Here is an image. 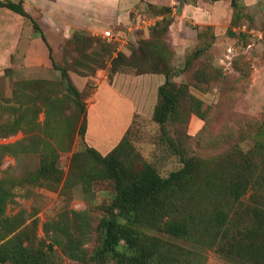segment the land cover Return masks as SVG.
Wrapping results in <instances>:
<instances>
[{"label":"trees","instance_id":"16d2710c","mask_svg":"<svg viewBox=\"0 0 264 264\" xmlns=\"http://www.w3.org/2000/svg\"><path fill=\"white\" fill-rule=\"evenodd\" d=\"M231 5L237 11L240 0H231ZM0 6L31 17L22 0H0ZM150 8L158 7L150 4ZM171 23L168 20L166 27L156 31L155 38L140 39L129 55L120 51L112 59L110 75L112 79L126 67L137 74L165 75L158 88L153 119L161 125L165 142L180 155L182 163L167 176L151 163L137 169L132 158H121L130 128L106 154L86 144L85 150L74 153L65 176L59 165L58 148L71 147L75 133L83 137L88 127L86 107L69 93L81 95L68 71L61 72V81L68 82V92L54 93L42 85L45 79L32 78L15 83L13 102H0V119L7 115L6 121L0 123V133L8 136L20 130L30 135L34 130L45 132L42 146L33 140L40 164L27 172V182L58 189L63 182L65 186L77 181L87 190L90 181L99 177L111 180L114 186L106 214L96 226L98 243L89 253L83 247L85 236L90 235L87 211H72L73 230L62 227L60 221L45 223L44 231L51 241L38 242L37 219L29 221L23 210L7 213L14 191L6 180L0 179V263L54 264V247L60 244L66 255L81 264H205V250L210 248L239 261L264 264V143L257 141L256 146L247 150L236 148L209 159L186 154L170 134L167 125L180 118L186 92L185 83L178 85L173 80L178 72H173L164 52L172 55L173 51L161 40ZM34 24L39 28L35 21ZM83 36H74V42L81 43L79 37ZM38 85L37 97L28 99ZM191 99L200 102L196 97ZM41 111L46 114L44 121L39 120ZM54 121L60 130L57 134L49 130ZM260 133L264 135V126ZM63 136L66 143L61 142ZM93 165L100 167L95 169ZM247 198L253 203L251 214L242 210ZM242 234L250 240L251 249L242 243Z\"/></svg>","mask_w":264,"mask_h":264},{"label":"rangeland","instance_id":"374dc122","mask_svg":"<svg viewBox=\"0 0 264 264\" xmlns=\"http://www.w3.org/2000/svg\"><path fill=\"white\" fill-rule=\"evenodd\" d=\"M203 1L216 3L211 0ZM219 2L228 14L225 16V11L223 17L213 24L214 27L188 22L187 28L183 29L175 24L178 21L176 17L168 14L158 27L138 32L124 51L129 55L140 39L155 38L156 31L166 27L168 20L172 22L161 40L167 42L173 51L172 55L164 51L173 72H178L174 74L173 80L178 85L185 83L186 92L180 106V118L167 127L186 154L209 159L236 148L247 150L256 146L257 141L264 143V135L260 133L264 126V0H240L237 11L232 7L231 0ZM149 10L168 13V8ZM178 14L179 11L176 15ZM79 38L82 41L79 44L74 39L65 43L64 55L67 58L56 59V67L50 73L30 77L20 70H13L11 77L2 80L0 84V102L7 99L13 102L15 83L32 78L45 79L41 84L54 93L68 92L67 80L61 81V72L65 70L69 74L74 72L78 81H85L81 87L77 86L81 91L80 96L77 97L70 91L69 93L76 101L82 102L81 106L86 107L88 115L89 107L96 101L102 80L111 75V67L106 72L100 69L107 67L106 60L108 58L110 61L115 47L105 38L100 39L101 42L96 48V39L88 36ZM186 39L190 41L187 48ZM123 70L125 71L120 72L137 75L130 67ZM39 91L40 85L31 90L28 99H35ZM192 96L200 102L193 101ZM98 109L101 113L91 114L90 111L93 133H97L102 127L99 120L105 118L107 106L102 105ZM100 115L101 118L98 119ZM6 117L7 115L3 116L0 123L5 122ZM45 117V111H41L39 120L44 121ZM80 119L82 121V114ZM57 124L54 121L49 128L54 134L59 130ZM112 124L110 122L107 126ZM102 133L103 130H100L97 134L102 144L108 148L111 142L105 140ZM44 135L43 130H34L31 135L21 130L8 136L0 133V179L6 180L14 191L7 213L16 214L23 210L29 221L37 219L36 239L38 242L49 243L51 238L44 231L45 223L50 220L60 221L62 227L73 230L74 224L70 218L72 211H87L91 226L90 235L85 236L83 247L91 253L98 243L99 233L96 226L106 214V205L110 203L114 193L113 183L109 179L96 177L90 181L89 188L84 190L83 184L77 181L65 186L63 182L58 189L27 182V172L37 169L40 164V156L35 152L33 140L39 141L42 146L46 139ZM126 140L125 153L120 156L124 160L132 158V164L137 169L148 162L156 166L162 175L167 176L170 171L182 165L180 155L165 142L161 125L153 119L151 109L144 114L136 113ZM61 142L66 143L64 136ZM86 144H94L103 154L112 150L104 152L106 148L88 141L87 132L83 137L76 132L71 140V147L58 148L59 165L65 176L70 171L74 153L85 150ZM93 166L95 169L100 167ZM245 200L242 210L251 214L253 203L250 198ZM242 236V243L250 245L251 249L248 237L244 234ZM205 256V264H251L250 261H239L211 248L205 250ZM53 257L54 264H81L66 255L60 244L55 245Z\"/></svg>","mask_w":264,"mask_h":264},{"label":"crops","instance_id":"0c3cea01","mask_svg":"<svg viewBox=\"0 0 264 264\" xmlns=\"http://www.w3.org/2000/svg\"><path fill=\"white\" fill-rule=\"evenodd\" d=\"M6 1V0H3ZM18 1V0H12ZM23 6L30 18L0 6V84L2 80L11 77L13 70H20L25 76L38 77L54 71V60L66 59L65 43L76 35L93 37L94 48L101 42L103 32L107 28L124 30L135 9L149 10L150 4L158 8H168L172 11L174 3L178 4L179 14L175 24L187 28L188 22L209 25L218 22L225 12L222 3L197 0H22ZM224 5V4H223ZM34 21L39 25L37 28ZM212 24V25H211ZM134 36L132 35L130 39ZM195 38V37H194ZM196 40V39H195ZM190 41L186 39L185 46ZM130 45V44H129ZM122 47V51L128 49ZM115 51V49H114ZM112 52L107 67H111L112 59L117 53ZM70 75L78 87L85 81L77 80L74 72ZM163 73L130 74L117 72L113 78L105 76L102 80L96 101L88 110L87 139L106 150L114 148L132 125L136 113L154 112L158 100V88L164 83ZM107 106L105 118L102 117L100 130L104 139L111 144L107 148L97 133L91 131V114L101 113L98 107ZM103 115V114H102ZM101 118L98 117V119ZM96 119V118H95ZM113 124L109 127L108 123ZM97 134V135H96ZM94 146V144H92Z\"/></svg>","mask_w":264,"mask_h":264},{"label":"built area","instance_id":"2783aa9c","mask_svg":"<svg viewBox=\"0 0 264 264\" xmlns=\"http://www.w3.org/2000/svg\"><path fill=\"white\" fill-rule=\"evenodd\" d=\"M178 11V4L174 3L172 11L169 13L155 12L146 9H135L132 11L129 23L124 30H115L114 28H107L103 32V38L112 42L115 45V53L122 51L124 45H129L130 37H134L139 31L155 27L168 14L176 16ZM245 29V25L243 26Z\"/></svg>","mask_w":264,"mask_h":264}]
</instances>
